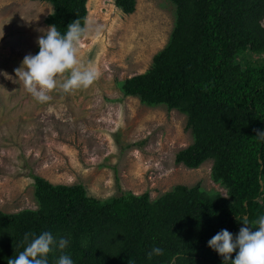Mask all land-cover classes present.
I'll use <instances>...</instances> for the list:
<instances>
[{
  "label": "trees",
  "instance_id": "obj_1",
  "mask_svg": "<svg viewBox=\"0 0 264 264\" xmlns=\"http://www.w3.org/2000/svg\"><path fill=\"white\" fill-rule=\"evenodd\" d=\"M31 1L53 6L46 25L62 34L69 23L83 25L89 17V0ZM114 1L125 15L136 12L138 0ZM170 1L177 10L169 44L148 72L122 84V93L184 114L193 144L177 154L176 164L198 170L213 161V181L227 197L179 185L153 201L149 193L118 185V196L99 200L82 184L54 185L33 175L38 209L0 211V264L45 231L69 239L64 254L74 264H172L176 256L177 264H222L208 241L224 229L238 234L244 218L258 227L264 215V140L257 139L264 132V60L245 65L241 56L264 57V0ZM154 247L162 255L149 257ZM59 255L51 252L49 264Z\"/></svg>",
  "mask_w": 264,
  "mask_h": 264
},
{
  "label": "rangeland",
  "instance_id": "obj_2",
  "mask_svg": "<svg viewBox=\"0 0 264 264\" xmlns=\"http://www.w3.org/2000/svg\"><path fill=\"white\" fill-rule=\"evenodd\" d=\"M88 9L100 32L81 40L78 58L94 66L98 78L87 89L55 91L41 104L15 69L37 53L54 8L0 0V211L38 209L33 175L54 185L82 184L99 200L118 196V185L136 195L149 193L153 201L179 185H200L227 197L213 181V161L198 170L176 164L177 154L193 144L184 114L122 93V84L148 72L169 44L176 5L138 0L136 12L125 15L114 0H89ZM263 60L252 53L241 56L245 65Z\"/></svg>",
  "mask_w": 264,
  "mask_h": 264
},
{
  "label": "clouds",
  "instance_id": "obj_3",
  "mask_svg": "<svg viewBox=\"0 0 264 264\" xmlns=\"http://www.w3.org/2000/svg\"><path fill=\"white\" fill-rule=\"evenodd\" d=\"M99 32L100 27L87 18L83 25L80 19L69 23L63 34L56 25L48 26L37 40L38 53L24 57L20 67L15 69L16 77L41 104L50 101L51 93L55 91L69 93L87 89L96 81L99 73L91 64L81 62L78 46L86 35L95 33L98 36ZM257 139L264 140V132L258 131ZM261 182L264 183V177H261ZM241 224L244 226L236 235L227 229L218 232L208 241V247L222 258V264H264V215L258 218L255 230L248 225L247 218ZM69 242L68 238L42 232L22 252L9 259L8 264H49L48 255L53 251L61 253L55 264H74L71 256L64 254ZM86 243L82 241V245L86 246ZM162 253L163 249L154 247L148 255L160 256ZM179 259V256L173 257L172 264H177Z\"/></svg>",
  "mask_w": 264,
  "mask_h": 264
}]
</instances>
